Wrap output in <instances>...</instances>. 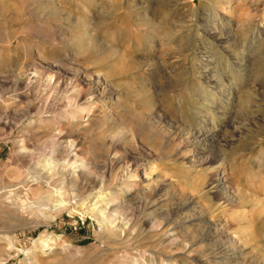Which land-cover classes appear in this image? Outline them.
<instances>
[{
  "label": "rangeland",
  "instance_id": "374dc122",
  "mask_svg": "<svg viewBox=\"0 0 264 264\" xmlns=\"http://www.w3.org/2000/svg\"><path fill=\"white\" fill-rule=\"evenodd\" d=\"M0 264H264V0H0Z\"/></svg>",
  "mask_w": 264,
  "mask_h": 264
},
{
  "label": "bare ground",
  "instance_id": "6f19581e",
  "mask_svg": "<svg viewBox=\"0 0 264 264\" xmlns=\"http://www.w3.org/2000/svg\"><path fill=\"white\" fill-rule=\"evenodd\" d=\"M46 129L43 127V129H41V130H38V133H42V132H44ZM59 135V134H58ZM73 177V176H72ZM136 178H138V173H136V176H135ZM49 179V178H48ZM61 190V189H60ZM62 191V190H61ZM64 192H60L59 191V194H58V196H62V194H63ZM60 207V206H59ZM49 209H50V207H49ZM230 256V255H229ZM229 258V257H228ZM229 259H231V258H229Z\"/></svg>",
  "mask_w": 264,
  "mask_h": 264
}]
</instances>
